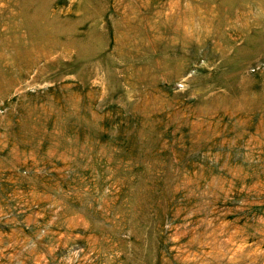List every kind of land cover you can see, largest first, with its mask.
I'll return each instance as SVG.
<instances>
[{"label":"rangeland","instance_id":"1","mask_svg":"<svg viewBox=\"0 0 264 264\" xmlns=\"http://www.w3.org/2000/svg\"><path fill=\"white\" fill-rule=\"evenodd\" d=\"M0 264H264V0H0Z\"/></svg>","mask_w":264,"mask_h":264}]
</instances>
